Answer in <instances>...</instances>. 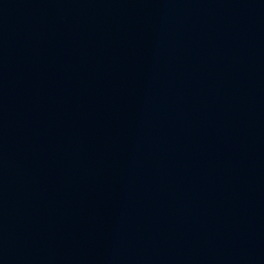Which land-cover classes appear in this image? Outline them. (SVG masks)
Masks as SVG:
<instances>
[{
	"label": "water",
	"instance_id": "water-1",
	"mask_svg": "<svg viewBox=\"0 0 264 264\" xmlns=\"http://www.w3.org/2000/svg\"><path fill=\"white\" fill-rule=\"evenodd\" d=\"M0 264H264V0H0Z\"/></svg>",
	"mask_w": 264,
	"mask_h": 264
}]
</instances>
